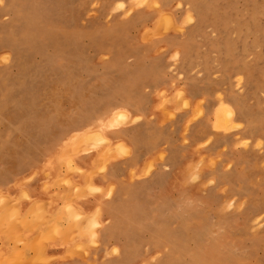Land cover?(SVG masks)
Segmentation results:
<instances>
[{
  "label": "rangeland",
  "instance_id": "obj_1",
  "mask_svg": "<svg viewBox=\"0 0 264 264\" xmlns=\"http://www.w3.org/2000/svg\"><path fill=\"white\" fill-rule=\"evenodd\" d=\"M140 119L161 142L97 220L78 199ZM1 166L40 176L48 203L19 217L25 246H0V264L54 242L87 264H264V0H0ZM5 203L0 241H17ZM102 223L114 263L98 262Z\"/></svg>",
  "mask_w": 264,
  "mask_h": 264
},
{
  "label": "crops",
  "instance_id": "obj_2",
  "mask_svg": "<svg viewBox=\"0 0 264 264\" xmlns=\"http://www.w3.org/2000/svg\"><path fill=\"white\" fill-rule=\"evenodd\" d=\"M138 93H140V95H146L144 90H140ZM129 101L132 104H136L132 100ZM138 111L139 108L133 105L132 114H135ZM143 112L146 113L145 110ZM115 136L119 137L120 141L124 143L125 152L121 153L120 155H117L115 151L113 152V156L115 158L107 164L105 171L100 172L94 178V183H96L98 190L96 189L80 200L78 199V204L76 205L83 211L95 213L97 220H104L105 216L111 214L110 205L113 202V199H116L117 187L121 185L122 177L128 175L129 171L132 168H136L138 171H142L148 158H150L151 154L154 152L153 145L159 144L161 142L153 140L152 125L146 119H140L133 123H127L125 125L116 127ZM2 167L3 166L0 167V195L6 202V206L2 209V215L4 216V219L1 224V230H3L4 232H8L10 230V232L13 234L16 232L18 233V238L17 241L2 238V240L0 241V246L6 248H22L25 246V241L23 239H19L21 237L23 225L18 222L19 217L21 215H24L26 209L31 205V203L40 202L39 199H42L43 202H45L46 192H44L43 189L41 191L42 183L40 181V176H34L31 179H26L25 176L27 175L19 174L20 170H18L17 173L8 174L7 170L3 171ZM14 184L18 185L17 188L13 187ZM110 184H114V196L112 195L110 197H107L105 195V192L106 189L110 187ZM49 193H52L51 189H49ZM12 196H18V200L16 203H10V206L9 202L11 200L10 197ZM7 197L8 199L6 200ZM13 208L15 209V211L13 210ZM11 209L16 215L17 222L16 220L14 222L13 218L10 222L9 215ZM3 213L7 214L4 215ZM105 226L106 225L102 223V225H96L92 229L94 230L95 228L96 232L102 233L103 237L102 240H100V244L96 245L99 249H101L99 250L98 262L114 263L116 257L104 256V250L105 248L112 247V240L111 238H109L110 232L114 231L116 228L114 225H108L107 227ZM66 246H72V243L70 242ZM57 249L58 245L56 244V242L45 244L42 250L31 251V257L20 258L12 262H17L19 264H87L89 262V260L85 259V255H82L84 257L80 259H73L72 256H60L58 255ZM1 262H4L3 259H1Z\"/></svg>",
  "mask_w": 264,
  "mask_h": 264
},
{
  "label": "bare ground",
  "instance_id": "obj_3",
  "mask_svg": "<svg viewBox=\"0 0 264 264\" xmlns=\"http://www.w3.org/2000/svg\"><path fill=\"white\" fill-rule=\"evenodd\" d=\"M85 133H86V132H85ZM87 134H88V133H87ZM84 135H86V134H84ZM80 136H82V135H80ZM78 137H79V136H78ZM98 141H99V140H98ZM90 142H91V141H90ZM99 142H100V141H99ZM117 142H118V141H117ZM80 143H81V142H80ZM84 143L86 144L87 142L84 141ZM88 143H89V142H88ZM88 143H87V144H88ZM68 144H69V143H68ZM91 144H92V143H91ZM69 145H70V144H69ZM69 145H65V147H67V146H69ZM83 145H84V144H83ZM77 146H78V145H77ZM86 146H87V145H86ZM73 147H75V146H72V149H74ZM76 148H77V147H76ZM76 148H75V149H76ZM104 148H105V147H104ZM110 148H111V147H110ZM61 149H62V148H61ZM81 149H82V148H81ZM101 149H102V148H101ZM101 149H100V150H101ZM69 150H70V149H69ZM67 151H68V150H67ZM70 151H71V150H70ZM70 151H69V152H70ZM73 151H74V150H72V152H73ZM100 152H101V151H100ZM62 153H63V152H62ZM67 153H68V152H67ZM75 153H76V152H75ZM103 153H106V152H103ZM103 153H102V154H103ZM60 154H61V153H59V155H60ZM70 154H71V152H70ZM111 154H112V153H111ZM63 155H64V154H63ZM97 155H98V154H97ZM97 155H96V156H97ZM104 155H105V154H104ZM104 155H102V156H104ZM109 155H110V154H109ZM61 156H62V154H61ZM66 156H67V155H66ZM106 156H107V155H106ZM62 157H63V156H62ZM102 158H103V157H102ZM105 158H106V157H105ZM62 159H66V157H65V158H62ZM103 159H104V158H103ZM67 160H68V161L70 160V156H69V159H66V161H67ZM107 160H108V159H107ZM68 161H67V162H68ZM99 161H101V159H100ZM103 161H104V160H102V162H103ZM69 162H70V161H69ZM69 162H68V164H69ZM61 163H62V162H61ZM105 163H106V162H104L103 164L105 165ZM68 164L66 163V166H67ZM73 165H74V163H73ZM97 165H98V164H97ZM97 165H96V166H97ZM68 166H69V165H68ZM70 166H71V165H70ZM70 166H69V168H70ZM101 166H102V165H101ZM67 168H68V167H67ZM39 169H40V168H39ZM64 169H66V167H65ZM64 169H63V170H64ZM72 169L74 170L75 167L72 168ZM72 169H71V170H72ZM93 169H94V168H93ZM103 169H104V168H103ZM66 170H67V169H66ZM71 170H69V171H71ZM77 170H79V168H78ZM81 170H82V169H81ZM91 170H92V169H91ZM74 171H76V169H75ZM79 171H80V170H79ZM79 171H78V172H79ZM94 171H95V169H94ZM96 171H97V170H96ZM99 171H100V170H99ZM101 171H102V170H101ZM44 172H45V171H44ZM44 172H43V173H44ZM65 172H66V171H65ZM76 172H77V171H76ZM80 172H81V171H80ZM97 172H98V171H97ZM131 172H132V170H131ZM33 173H34V172H33ZM64 174H65V173H64ZM90 174H91V173H88L87 175L89 176ZM92 174H93V173H92ZM28 175H29V174H28ZM42 175H44V174H42ZM68 175H69V174H68V172H67V179H68ZM85 175H86V174H85ZM44 176H45V175H44ZM56 176H57V175H56ZM30 177H31V176H30ZM59 177L61 178V176H59ZM59 177L57 176V179H58ZM86 177H87V176H86ZM120 177H121V176H120ZM54 178H56V177H54ZM63 178H64V177H63ZM90 178H91V176H90ZM128 178H131V176L128 177ZM57 179H56V181H57ZM83 179H84V178H83ZM88 179H89V177H88ZM53 180H55V179H53ZM68 180H69V179H68ZM86 180H87V179H86ZM59 181H60V180H59ZM59 181H57V182H59ZM69 181H70V180H69ZM69 181H66V182H69ZM86 182L89 183L88 181H86ZM46 183H47V182H46ZM51 183H52V182H51ZM62 184H63V183H62ZM72 184H73V183H71L70 185H72ZM77 184H78V183H77ZM89 184H90V183H89ZM108 184H109V182H108ZM46 185H47V184H46ZM46 185H44V188H46V187H45ZM60 185H61V183H60ZM68 185H69V184H68ZM74 185H76V184H74ZM112 185H113V184H112ZM88 186H89V185H88ZM90 186H91V185H90ZM66 187H67V186H66ZM82 187H83V186H82ZM86 187H87V186H86ZM106 187H107V186H106ZM106 187H105V188H106ZM79 188H80V190L82 191V189H83L84 187L81 188V187L79 186ZM79 188H77V191H76V192H78ZM90 188H91V187H90ZM84 189L86 190V188H84ZM71 190H72V189H71ZM73 190H74V188H73ZM73 190H72V192H73ZM80 190H79V191H80ZM95 190H96V189H95ZM97 190H98V189H97ZM67 191H69V190H67ZM81 191H80V192H81ZM62 192H63V191H62ZM64 192H66V191H64ZM64 192H63V193H64ZM69 192H70V191H69ZM80 192H79V193H80ZM96 192H97V191H96ZM54 193H56V191H54ZM54 193H53V194H54ZM79 193H77V194H76V193H74V194L71 193L72 195H71V194H70V195L74 197L75 195H79ZM84 193H85V192H84ZM87 193H88V192H87ZM60 194H61V193H60ZM82 194H83V193H82ZM49 195H50V194H49ZM49 195H48V196H49ZM65 195H67V194H65ZM5 196H6V195H5ZM54 196H55V195H54ZM59 196H60V195H59ZM65 198H66V197H65ZM7 199H8V197L6 198V200H7ZM13 199H14V198H13ZM70 199H71V197H70ZM9 200H10V199H9ZM9 200H8V201H9ZM37 200H38V199H37ZM39 200H42V199H39ZM13 201H14V203H15L16 200H13ZM13 201H11V202L13 203ZM42 202H43V201H42ZM46 202H47V201H46ZM64 202H65V200H64ZM68 202H69V201H67V204H69L71 201H70L69 203H68ZM12 203H11V204H12ZM47 203H48V202H47ZM5 204H6V203H5ZM5 204H4V205H5ZM7 204H8V203H7ZM9 204H10V203H9ZM9 204H8V205H9ZM11 204H10V206H11ZM34 204H37V202L34 203ZM70 204H73V203H70ZM40 205H41V203H40ZM63 205L68 206V205H66V202H65V204L63 203ZM76 205H77V204H76ZM10 206H7V207H10ZM32 206H33V204H32ZM41 206H42V205H41ZM74 206H75V205H73V206H71V207L75 208ZM97 206H98V204H97ZM33 207L35 208V205H34ZM61 207H62V206H61ZM68 207H70V206H68ZM28 208H29V207H28ZM28 208H27V209H28ZM31 208H32V207H31ZM9 209H10V208H9ZM37 209H39V208H35L34 210H35V213H38V215H39V211L36 212ZM7 210H8V209H7ZM11 210H12V209H11ZM13 210L15 211L14 208H13ZM13 210H12V212H14ZM75 210H76V208H75ZM76 211H78V210H76ZM6 212H7V211H6ZM8 212H9V211H8ZM12 212H11V213H12ZM31 212H32V210H31ZM41 212H42V211H41ZM71 212H72V211H71ZM71 212H70V213H71ZM79 212H80V211H79ZM25 213H26V212H25ZM47 213H48V212H47ZM66 213H68L67 210H66ZM3 214H4V213H3ZM5 214H7V213H5ZM5 214H4V215H5ZM32 214H34V213L32 212ZM50 214H51V213H50ZM61 214H64V213H61ZM85 214H86V213H85ZM97 214H98V213H97ZM1 215H2V214H1ZM10 215H11V214H10ZM10 215H9V216H10ZM35 215H36V214H35ZM80 215H81V214H80ZM80 215H79V216H80ZM11 216H13V214H12ZM14 216H15V214H14ZM57 216H59V213L57 214V212H56L55 217H57ZM67 216H71V215H67ZM81 216H82V215H81ZM88 216H89V215H88ZM2 217L4 218L3 215H2ZM24 217H25V216H24ZM28 217H29V216H28ZM28 217H27V218H28ZM38 217H39V216H38ZM38 217H37V218H38ZM49 217H50V216H49ZM55 217H54V218H55ZM83 217H85V215H83L82 217H78V218H79V220H81V218H83ZM3 218H2V220H3ZM7 218H8V217H7ZM25 218H26V217H25ZM47 218H48V217H47ZM57 218H58V217H57ZM10 219H11V217H10ZM13 219H14V217H13ZM23 219H24V218H23ZM32 219H33V218H32ZM38 219H40V218H38ZM38 219H37V220H38ZM42 219H44V218H42ZM83 219H84V218H83ZM24 220H25L26 222H28L29 219H24ZM34 220H35V218H34ZM34 220H33V221H34ZM37 220H35L34 222H36ZM75 220H76V219H75ZM13 221L15 222V219H14ZM20 221H21V220H20V218H19L18 222H20ZM29 221H30V220H29ZM39 221H42V220H39ZM44 221L46 222V220H44ZM71 221H72V220H71ZM76 221H78V220H76ZM76 221H74V224L76 223ZM84 221H85V220H84ZM84 221H82V222H84ZM21 222H22V221H21ZM21 222H20V223H21ZM26 222H25V224H27ZM34 222H33V223H34ZM67 222H68V220H67ZM82 222H81V223H82ZM22 223H23V222H22ZM48 223H49V221H48ZM34 224H35V223H34ZM52 224H53V227H55L53 222H52ZM67 224H68V223H67ZM79 224H80V223H79ZM49 225L52 226L51 224H49ZM76 225H77V224H75V228H76V227H79V226H76ZM80 225H81V224H80ZM85 225H86V224H84V226H85ZM88 225H89V223H88ZM92 225H93V224H92ZM35 226H36V225H35ZM64 226H65V225H64ZM64 226H63V227H64ZM68 226H69V225H68ZM86 226H87V225H86ZM33 227H34V226H33ZM53 227H52V229H53ZM57 227H58V226H57ZM91 227H92V226H91ZM93 227H94V226H93ZM93 227H92L91 229H93ZM59 228H60V226H59ZM72 228H73V227H72ZM72 228H71V229H72ZM86 228H87V227H85V229H86ZM47 229H48V227H47ZM69 229H70V228H68V230H69ZM45 230H46V229H45ZM61 230H62V229H61ZM66 230H67V229H66ZM72 230H74V229H72ZM78 230H79V229H78ZM94 230H95V228H94ZM37 231H38V230H37ZM76 231H77V230H76ZM90 231H91V230H90ZM90 231H89V232H90ZM95 231H96V230H95ZM39 232H40V231H39ZM39 232H38V233H39ZM53 232L55 233V230H53ZM72 232H73V231H71V233H72ZM92 232H93V231H92ZM92 232H91V233H92ZM38 233H37V234H38ZM41 233H45V232L43 231V232H41ZM41 233H40V234H41ZM61 233H62V232H61ZM77 233H79V232H77ZM37 234H36V235H37ZM66 234H67V232H66ZM66 234H64L63 237L66 236ZM73 234H74V233H73ZM73 234H72V235H73ZM32 235H33V234H32ZM42 235H43V234H42ZM53 235H54V234H53ZM67 235H68V234H67ZM72 235H70V236L72 237ZM74 235H75V234H74ZM92 235H93V233H92ZM38 236H39V235H38ZM38 236H37V237H38ZM40 236H41V235H40ZM40 236H39V239L41 238ZM55 236H57V235L55 234ZM70 236H69V238H70ZM90 236H91V235H90ZM95 236H96V234H95ZM95 236H92V237L94 238ZM52 237H54V236H52ZM58 237H59V236H58ZM58 237H57V238H58ZM66 237H67V236H66ZM66 237H65V238H66ZM92 237H91V239H92ZM43 238H44V236H43ZM49 238H50V237H49ZM65 238H64V240H65ZM37 239H38V238H37ZM39 239H38V240H39ZM52 239H53V238H52ZM62 239H63V238H62ZM67 239H68V238H67ZM94 239H95V238H94ZM30 240H34V239L31 238ZM38 240H37L36 242H38ZM41 240H42V239H41ZM44 240H45V239H44ZM59 240H60V237H59ZM64 240H63L62 242H64ZM45 241H46V240H45ZM77 242H79V241H77ZM72 244H73V243H72ZM79 244H80V242H79ZM82 244H83V243H82ZM73 245H74V244H73ZM82 248H83V247H82ZM68 249H69V248H68ZM76 249H77V248H76ZM80 250H81V249H80ZM80 250H78V251L80 252ZM84 250H85V249H84ZM68 251H69V250H68ZM78 251H77V252H78ZM66 252H67V251H66ZM74 252H75V251H74ZM67 255H68V254H67ZM83 257H84V256H83Z\"/></svg>",
  "mask_w": 264,
  "mask_h": 264
}]
</instances>
